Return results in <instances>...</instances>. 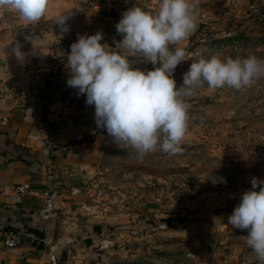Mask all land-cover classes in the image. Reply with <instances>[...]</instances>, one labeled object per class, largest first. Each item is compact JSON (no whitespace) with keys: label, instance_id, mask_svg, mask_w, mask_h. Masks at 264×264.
Listing matches in <instances>:
<instances>
[{"label":"rangeland","instance_id":"1","mask_svg":"<svg viewBox=\"0 0 264 264\" xmlns=\"http://www.w3.org/2000/svg\"><path fill=\"white\" fill-rule=\"evenodd\" d=\"M110 2L114 50L123 38L115 28L123 12L135 5L155 10L159 4ZM196 22L186 40L170 47H183L195 60L213 55L264 60V0H199ZM192 62L175 69L177 88ZM134 66L154 67L143 61ZM66 92V102L86 101V95ZM185 100L189 120L180 154L158 147L141 157L114 143L105 130L96 168L79 185L84 195L67 200L76 214L103 225L104 215L120 222L106 225L98 246L91 248L96 264H261L246 244L248 230L234 229L227 220L251 188V178L264 180V78L240 90L205 84ZM81 200L96 212L86 214Z\"/></svg>","mask_w":264,"mask_h":264},{"label":"crops","instance_id":"2","mask_svg":"<svg viewBox=\"0 0 264 264\" xmlns=\"http://www.w3.org/2000/svg\"><path fill=\"white\" fill-rule=\"evenodd\" d=\"M69 11V31L61 33L56 19ZM113 14L110 0H50L45 15L35 23L16 12L0 10V81L14 84L17 101L16 106L0 103V264H96L91 248L98 246L106 225L120 223L111 215L102 216L103 225L93 217L76 214L67 201L81 198L82 192L70 196L68 191L79 189L83 178L96 168L106 129L96 126L93 105L78 99L66 102L62 93L69 87L71 44L80 35L101 32V43L113 48ZM17 43L28 53L23 63L12 53ZM40 137L54 144L55 172V209L42 220L36 218L42 204L39 197L16 200L10 189L16 183L42 185L48 168ZM60 222L71 233L55 244ZM8 230L19 236L13 247L2 241Z\"/></svg>","mask_w":264,"mask_h":264},{"label":"clouds","instance_id":"3","mask_svg":"<svg viewBox=\"0 0 264 264\" xmlns=\"http://www.w3.org/2000/svg\"><path fill=\"white\" fill-rule=\"evenodd\" d=\"M198 2L159 0L155 10L136 5L127 9L115 25L123 37L115 50L101 43V32L80 35L71 44L67 85L78 95L86 94V104L95 108L98 128L106 129L114 143L126 144L141 157L158 147L170 155L183 151L190 108L185 97H191L194 90L205 84L213 90L225 86L240 90L264 78V60L255 55L224 59L213 55L195 60L186 55L183 47H170L196 30ZM49 3L50 0H0V10L16 12L35 23L43 18ZM71 15L69 11L56 19L61 33L69 31L66 22ZM12 53L21 63L28 55L21 51L19 43ZM189 59L193 62L184 73L182 86L177 88L175 69ZM139 61L154 67L134 66ZM227 224L248 230L246 244L264 264V180L251 178V188L242 194Z\"/></svg>","mask_w":264,"mask_h":264},{"label":"built area","instance_id":"4","mask_svg":"<svg viewBox=\"0 0 264 264\" xmlns=\"http://www.w3.org/2000/svg\"><path fill=\"white\" fill-rule=\"evenodd\" d=\"M14 88L15 86L12 82L0 81V103H4L6 101L7 103L16 106L17 101H14L16 100ZM66 91V94L72 97L77 95V90L74 88L68 87ZM57 113H59V111ZM40 150L44 154V165L48 168L44 175L42 185H38L35 182H24L13 184L10 186V189L13 192L16 200L33 196L39 197L42 201V204L37 210L36 218L42 220L47 218V216L55 209V204L52 198V192L55 187V172L52 169V152L54 150V144L52 140L48 137H40ZM68 193L70 196H75L79 193V189L70 188ZM79 206L81 209H83V211H85L86 214L92 215L94 212H96L94 207L86 206L82 200L79 202ZM2 237L3 244L6 247H13L19 243V236L17 234H13L10 230L5 231Z\"/></svg>","mask_w":264,"mask_h":264},{"label":"water","instance_id":"5","mask_svg":"<svg viewBox=\"0 0 264 264\" xmlns=\"http://www.w3.org/2000/svg\"><path fill=\"white\" fill-rule=\"evenodd\" d=\"M71 233V230L67 225H64L63 223H59L57 225V230L55 234V244H60L64 240H66L67 236Z\"/></svg>","mask_w":264,"mask_h":264},{"label":"trees","instance_id":"6","mask_svg":"<svg viewBox=\"0 0 264 264\" xmlns=\"http://www.w3.org/2000/svg\"><path fill=\"white\" fill-rule=\"evenodd\" d=\"M229 39H222V42L227 43ZM65 42L69 45L70 42L68 40H65ZM46 102H49V100H46Z\"/></svg>","mask_w":264,"mask_h":264}]
</instances>
